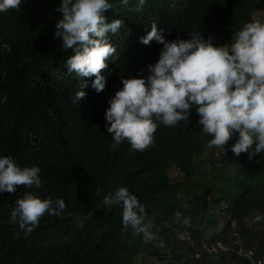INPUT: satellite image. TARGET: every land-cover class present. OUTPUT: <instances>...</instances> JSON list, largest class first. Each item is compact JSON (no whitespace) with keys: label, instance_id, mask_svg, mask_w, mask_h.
I'll return each mask as SVG.
<instances>
[{"label":"trees","instance_id":"obj_1","mask_svg":"<svg viewBox=\"0 0 264 264\" xmlns=\"http://www.w3.org/2000/svg\"><path fill=\"white\" fill-rule=\"evenodd\" d=\"M110 2L106 22L122 24L108 34L116 52L101 70L105 87L97 92L94 77L85 78L86 96L77 104L69 98L80 80L65 65L71 49L53 36L59 0H23L0 13V155L39 167L42 181L39 189L0 193V264H136L142 252L152 256L149 264H245L240 246L264 259V220L253 222L264 214V156H234L235 136L225 151L207 147L194 107L185 125L158 124L155 143L142 152L126 141L111 147L104 119L121 77H146L158 59L161 43L140 42L152 21L168 41L197 30L221 45L255 19L264 0H145L139 11L130 10L135 0ZM119 186L144 205L154 240L133 237L121 226L122 209L102 205ZM25 191L62 198L66 207L59 216L45 213L25 233L9 222ZM217 241L227 248L204 247Z\"/></svg>","mask_w":264,"mask_h":264},{"label":"clouds","instance_id":"obj_2","mask_svg":"<svg viewBox=\"0 0 264 264\" xmlns=\"http://www.w3.org/2000/svg\"><path fill=\"white\" fill-rule=\"evenodd\" d=\"M22 2L0 0V13L19 8ZM129 3L119 0V6ZM135 4L130 10L139 11L145 0H135ZM113 7L110 0H59L56 6L61 16L56 19L53 36L61 39V48L71 49L65 60L66 73L80 80L69 98L72 104L86 96L85 78L94 77L91 87L97 92L105 87L101 70L116 52L108 34H117L122 24L119 18L106 22L103 13ZM162 32L152 21L150 30L140 37L145 45L153 40L162 44L158 59L147 65V76L121 77V87L107 100L104 119L111 147L126 141L131 150L142 152L155 143L158 124L175 127L183 121L185 125L194 107L201 136L210 137L207 147L225 151L226 143L235 136L230 146L234 156H264V22L254 19L244 23L229 43L221 45L197 30L188 39L171 41ZM39 173L35 165L22 167L13 156L0 155V193H14L19 186L39 189ZM102 205L122 209L121 226L130 229L133 237L141 236L144 243L155 239L144 205L127 187L106 193ZM65 207L62 198H42L34 191H25L15 199L9 222L30 233L45 213L59 216ZM173 216L178 219L179 211ZM262 220L264 214L253 217L254 223ZM241 249L250 250L240 246V254Z\"/></svg>","mask_w":264,"mask_h":264},{"label":"built area","instance_id":"obj_3","mask_svg":"<svg viewBox=\"0 0 264 264\" xmlns=\"http://www.w3.org/2000/svg\"><path fill=\"white\" fill-rule=\"evenodd\" d=\"M204 247L208 251H216L218 249H224L225 245L221 242L218 241L217 243L214 244H205ZM241 253L246 257V263L245 264H264L263 260L261 258H257L254 254L253 250H240ZM199 255V254H198Z\"/></svg>","mask_w":264,"mask_h":264},{"label":"rangeland","instance_id":"obj_4","mask_svg":"<svg viewBox=\"0 0 264 264\" xmlns=\"http://www.w3.org/2000/svg\"><path fill=\"white\" fill-rule=\"evenodd\" d=\"M254 18L255 20H260L261 22H264V8L255 11ZM230 41L231 39L228 40L226 44L229 43ZM151 262H153V258L148 253L142 252L136 258V264H149Z\"/></svg>","mask_w":264,"mask_h":264}]
</instances>
